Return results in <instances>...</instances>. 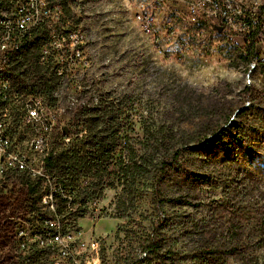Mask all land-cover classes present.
Instances as JSON below:
<instances>
[{"label":"rangeland","instance_id":"rangeland-1","mask_svg":"<svg viewBox=\"0 0 264 264\" xmlns=\"http://www.w3.org/2000/svg\"><path fill=\"white\" fill-rule=\"evenodd\" d=\"M142 1L148 7H140V15L152 18L151 30L137 18ZM69 2L78 21L74 27L86 44L82 58L54 83L57 99L52 102L62 124H69L77 105L96 103L106 91L117 98L130 95L136 106L141 104L133 111V134L143 137L145 126L158 132L154 149L196 145L231 123L240 126L245 143H232L229 160L208 157L209 149L197 151L189 162L194 172L168 166L162 205L153 193L154 169L127 215L116 213L120 187L107 188L83 216L67 212L66 222L83 238H104L107 264L129 262L136 246L151 238L161 243L158 253L151 251L152 264H264V143L247 130L256 126L264 132V69L260 60L253 66L221 49L222 44L246 48L248 42L210 28L196 34L188 6L180 0ZM256 3L264 0H248ZM256 53L264 57L259 45ZM28 201L26 187L13 180L0 185V264H53L50 251L39 253L27 239L42 223L43 208L32 210ZM78 204H71L76 212Z\"/></svg>","mask_w":264,"mask_h":264},{"label":"built area","instance_id":"built-area-1","mask_svg":"<svg viewBox=\"0 0 264 264\" xmlns=\"http://www.w3.org/2000/svg\"><path fill=\"white\" fill-rule=\"evenodd\" d=\"M187 8L190 25L197 23L196 34L204 35L208 28L226 35H238L244 42L254 40L264 50V3L248 4V0H180ZM64 0H0V185L9 180L27 188L25 175L31 179L41 178L44 185L52 176L45 168V160L52 151L54 131L61 123L60 113L52 100V94L39 90L17 87L13 71L24 60L23 40L32 41L37 30L47 28L46 42L40 50L39 62L50 69H56L60 77L73 60L82 58L85 37L73 26V17L63 13ZM142 1L137 10L142 27L152 29V18H142L140 7H148ZM182 18L185 16L182 14ZM256 45V47H257ZM54 55V59H50ZM264 57L256 53L251 64L254 66ZM30 67V66H29ZM251 83V80H249ZM71 97L70 102L75 103ZM85 103V102H84ZM71 136H66L69 142ZM87 178H83L86 183ZM56 189V188H55ZM69 205L63 215H55L54 187L43 196L45 205L40 214L41 224L37 226L32 239L39 249L52 253L53 264H107L103 258L105 247L101 236L82 237L76 233L66 213L75 210L74 193L64 192ZM98 203L97 198L90 206ZM44 209V210H43ZM90 209V208H89ZM86 210V212L89 211ZM71 210V211H70ZM27 235V232L21 230ZM26 241V239H25ZM137 254L130 261L113 264H152L149 243L136 246Z\"/></svg>","mask_w":264,"mask_h":264},{"label":"trees","instance_id":"trees-1","mask_svg":"<svg viewBox=\"0 0 264 264\" xmlns=\"http://www.w3.org/2000/svg\"><path fill=\"white\" fill-rule=\"evenodd\" d=\"M69 1L64 0L63 13L73 17L74 26L78 21L73 15ZM199 26L201 25L197 23L190 25L192 30ZM47 33V28H40L32 44L30 40L22 42V50H26L24 60L12 73L20 89L39 90L49 94L54 91V83L59 80L60 75L55 68L50 69V66H44L39 62L40 50L46 42ZM256 45L257 43L251 40L246 44V48L222 44L221 49L230 53L236 52L244 61L250 62L256 54ZM50 59H54V55H50ZM260 63L264 69V59H261ZM246 88H250V85L246 84ZM140 107L141 104L136 106L130 95L117 98L106 91L100 93L96 103L77 105L70 116L69 124L56 127L52 151L45 160L46 170L55 178H51L50 182L44 185L41 178L31 179L27 175L24 177L29 207L32 210L43 207L44 194L54 187V200L57 205L54 214L63 215L69 200L64 192H72L75 194L72 203L79 200V206L77 212L70 213L75 217L83 216L90 208L91 200L102 197L107 188L120 187L115 208L118 216H124L127 215L129 207L140 198L144 191L143 181L145 177L152 175L154 169L153 193L162 205L163 199L167 196L161 185L164 183L165 169L168 166L172 169L194 172L190 170L189 162L190 157L197 151L209 149L208 157L215 155L229 160L232 157V143L238 145L245 143L240 126L231 123L219 126L196 145L178 146L164 152L159 148L154 149L151 142L157 141L158 132L155 133L149 126H145L143 137L133 134L136 123L133 111L140 110ZM234 127L236 131L233 130ZM247 130H250L248 134H252L253 139L261 138L260 141L264 143V132L260 127H248ZM66 136H71L69 142H66ZM247 148L251 147L248 145ZM186 153L189 154V158H186ZM233 156L235 157V154ZM256 157L257 154L251 163H255ZM84 177L87 178L86 183H83ZM208 180L211 179L207 177L206 181ZM217 186H220V183H217ZM149 247L151 251L158 253L161 243L151 238ZM43 250L39 249V253ZM28 263L31 262L27 261Z\"/></svg>","mask_w":264,"mask_h":264},{"label":"bare ground","instance_id":"bare-ground-1","mask_svg":"<svg viewBox=\"0 0 264 264\" xmlns=\"http://www.w3.org/2000/svg\"><path fill=\"white\" fill-rule=\"evenodd\" d=\"M141 14H142V12H141ZM140 16H141V15H140ZM137 18H138V15H137ZM218 31L221 32L222 30H218ZM183 41H184V40H183ZM184 43H185V42H184ZM184 43H183V45H184ZM55 209H56V208L54 207V211H55Z\"/></svg>","mask_w":264,"mask_h":264},{"label":"water","instance_id":"water-1","mask_svg":"<svg viewBox=\"0 0 264 264\" xmlns=\"http://www.w3.org/2000/svg\"><path fill=\"white\" fill-rule=\"evenodd\" d=\"M218 29H219V30H222V26H219Z\"/></svg>","mask_w":264,"mask_h":264}]
</instances>
